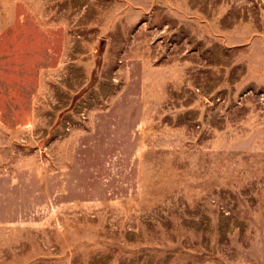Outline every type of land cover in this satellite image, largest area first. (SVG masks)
Wrapping results in <instances>:
<instances>
[{"label": "rangeland", "instance_id": "1", "mask_svg": "<svg viewBox=\"0 0 264 264\" xmlns=\"http://www.w3.org/2000/svg\"><path fill=\"white\" fill-rule=\"evenodd\" d=\"M0 264H264V0H0Z\"/></svg>", "mask_w": 264, "mask_h": 264}]
</instances>
